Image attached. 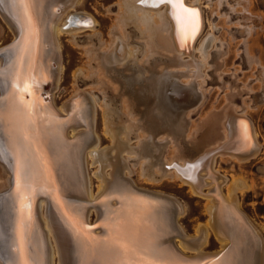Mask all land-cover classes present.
I'll return each mask as SVG.
<instances>
[{"label":"bare ground","instance_id":"obj_1","mask_svg":"<svg viewBox=\"0 0 264 264\" xmlns=\"http://www.w3.org/2000/svg\"><path fill=\"white\" fill-rule=\"evenodd\" d=\"M5 1L8 2V0ZM75 2L76 0H31L33 6L30 9V14L39 35L30 51L25 55L23 66L19 68L21 74L25 73L28 82H30L32 73L35 74L36 80H49L51 77L53 78V76H55V84L53 83V85H51L52 89L57 87V76L60 70L58 63L61 58L58 27L55 23L62 10L64 8L66 9L69 5H74ZM181 2L184 7H186L185 4H187L196 7L195 9L198 11L196 35L197 32H200L203 25V14L201 13L203 11L201 8L202 5L200 6L199 0H192L191 3H188L187 0H181ZM9 7H11L10 4ZM118 8L121 9V12L117 15L116 22L111 28V37L106 44V49L100 51V48L97 50V48H87V46L85 51L91 53L90 55L88 54L89 57L97 61L96 65H94L98 67L97 69L100 68L101 74H105L106 68L108 69L111 64H120L121 66L122 63L124 65V62L128 61V59L132 60L134 57L136 58L138 56L140 50L131 46V41H129L130 32L128 31L129 25H133L134 28L136 27L139 30L138 32L146 38V45L149 46L146 52H144L145 60L149 62L150 58H153L155 54H161L171 60L172 58H176L175 62L163 63L159 69L160 71L165 70L166 67L170 69V71H166L164 74V82L160 87L159 102L161 110L169 115L172 120L177 121V118L180 116V109L186 106L185 104L193 101L197 102L200 99L199 88L194 81L198 76L199 68L194 66L196 70H192L191 73H189L190 67L193 66L194 63L190 59H185V55H190L192 53L189 52L188 46L195 37V35L193 36L192 34L191 17L187 14H183L186 34L178 35L176 23L170 14V5L167 3H162L160 0H120ZM22 15V10L15 8L14 17H12L13 15L11 16L12 19H14L13 23H15L14 26L17 32L15 43L18 42L20 38L21 28L18 18ZM85 21L91 22V26L92 23H96L93 16L89 13H78L67 19L65 30L72 32V36L74 37V31L82 29L83 27H90L84 24ZM40 22L45 24V28ZM41 28H44V30H41ZM72 40L74 41V38ZM43 43L47 45V49L41 47ZM206 46V44H203L200 49L204 55L206 54ZM18 50L19 47L17 44L6 51V55H4V69L1 68L3 71H6L4 74L6 76L1 78L2 74H0L2 95L6 94L7 90L11 87L14 70L10 69L9 65L15 60ZM95 60L93 62H95ZM91 61L92 60H90V63H92ZM139 61L140 60H138V62ZM172 65H180L181 69L176 68L177 66L173 68ZM141 66L143 67V64ZM1 68L0 70H2ZM183 71L189 73L187 74L188 80L185 82L186 85L184 88L180 87L176 81L177 78H173L175 75L174 72H182V75H184ZM104 76H106V74ZM105 82L107 83V81ZM180 93L181 95L179 96ZM187 95L192 97L187 99ZM75 97L77 98V96ZM76 98L70 99L63 105L67 114L74 110V116L65 119L64 122L62 120L64 125L59 126L50 115H47L50 116L48 122L52 128L49 126L46 128L44 126L42 131L40 130L42 128L39 123L32 129L27 125L26 120L22 119V112L12 104L10 97H3L0 100V111L3 112V121L0 122V152L4 153L3 156L0 157V164L2 165V167H0V178H4L6 181L9 180L11 186L13 184L8 197L10 206L6 208V212L3 210L2 214L0 213V264H5L6 261L16 262L21 260H26L29 264H53V250L49 242V234L51 235V233L54 234L58 242L59 256L63 258L64 264H67V262L68 264H118L120 261H123L125 264V262H129L132 256L136 257V260H140L139 257H142L144 252L142 251V247H146L145 245L148 247L150 245L154 247L153 245H155L156 248L153 249L152 256H161L166 259L167 263H172L174 261L172 264H182L183 262H179L177 259L178 257L174 256L172 250L164 245V241L156 238L159 237L162 232V234L166 236L168 243L171 242L173 244V242H176L175 239L179 240V243L176 242L178 245L176 243L174 245L177 246L176 248H178L182 255L193 258L196 262L197 260H202L200 264H206L207 258L214 257L216 254L224 253L225 256L226 250L230 246L231 224L226 220L228 215L231 219L230 223L233 225L232 228L237 230L240 229L242 232L240 236L246 239L244 244L246 250H238V254L237 251H234L231 256L226 257L227 259L225 262L222 263L219 261L218 264H263V249L262 247L261 249L260 247L257 248L258 240L259 245L261 242L259 237L260 234H257L258 232L255 231L254 234L256 239L254 237L255 240L251 238L252 235L250 234L249 224L238 204L237 190L246 186L245 182L241 179L233 180V182L231 181V189H229V194L227 196H223L222 192V194L215 193L211 195V197L209 196L210 201L207 206L211 216H209V225L222 243V249L216 254L211 255L205 252L203 248L208 237L207 227H200L198 235L196 236H189L186 234L178 222V218L183 211L181 209L182 207L178 204L180 202H176L177 207L175 208H177V210L174 211V204L172 205L169 199V202L162 203L163 201H160L159 208L157 204H153L151 208L152 211L147 216L146 211L142 213L147 222L151 218L159 226V228H154V232L152 231L150 235L146 232L145 235L144 233L142 234L138 230V225L135 224L137 216L140 213L139 210L127 207L126 205L122 206V209L121 205H117L120 201H118L117 198H112L115 195L107 194L110 191H113L116 195L119 194L120 196L117 195L116 197H124L125 201L128 202L127 205H129V203L134 205L140 204V198L131 192L134 182L125 174V164L121 162V154L128 147L127 140L124 139L125 137H122V134L125 133L126 138H128L132 129L138 123H132V120H130L129 123L124 124L122 122L123 118L117 115L116 109L112 106V100L105 99L102 112L105 132L109 135L111 144L108 148L105 147L100 150L98 148L100 139L94 132V118L96 113L94 105L91 103L92 99L89 100L88 104H85L80 101L79 98ZM176 99L182 103V106L176 103ZM72 104H74V107ZM125 105V108L128 107L127 103ZM219 117L220 121L211 118L209 124L210 127H212L209 136L212 138L211 142H215V144H204L203 152L193 159L186 157L185 154V156L182 157H177V155L175 158H172L167 165V171L173 170L175 177L187 184L190 189L198 195H203L202 187L203 184L206 183V179H210L211 183L217 182L218 185L222 182L218 181L220 176L218 172H214L215 170L213 169L217 154H229L233 156V158L236 157L239 161H245L255 156L258 152L259 144L257 143L253 124L245 113H238L234 110L233 106H229ZM62 118H68V116L65 115ZM42 125L45 124L42 123ZM77 127H84L85 130L78 132ZM220 127L223 129V134L216 133L219 132L216 131V129ZM69 128L74 130L71 135L72 137L68 136L67 131ZM245 134L248 136L247 140H245ZM25 135L29 138L27 141L23 139ZM142 136L143 140L141 141H143L142 144L146 153L144 155L148 157L153 156L150 159V161H153L156 153L155 149L152 148V141L154 140H152L149 135L146 136V133ZM148 136L150 138H148ZM17 149L27 154L31 162L32 175L31 187L23 193L26 197L24 199L26 223L23 230L22 253H18L14 250L20 243L16 235L18 216L16 209L19 208V203L16 199V185L14 184L15 160L13 155ZM87 149H90V154L93 157L94 163H99L100 167L99 178L103 184H101V189L98 194L96 193V196H92L89 191L88 177L84 170V154ZM245 149H247V152L245 155H242L241 150ZM134 151L136 152V150ZM179 159L183 160L182 163L178 162ZM154 164L157 166V163ZM106 166L111 167L109 173L105 171ZM156 166L155 168H157ZM205 171L206 173H204ZM127 180H130V184ZM207 183H209V181H207ZM3 186L7 187V184L4 183L1 187ZM120 192L123 193L122 196ZM168 196L171 197L170 195ZM44 203H46L47 206L49 203L48 210L52 211L48 219L43 217V215L40 217V210ZM141 204L147 206L148 209L150 207L147 199L146 201H142ZM92 208H95L99 214L100 232L87 230L84 227L83 223H89L88 216ZM122 211L123 214H128L130 220H132V227L126 224H123L121 227V223L118 222V228H120L122 234L115 236V232L109 229L106 221H119L118 219L122 215H118V213H122ZM238 212L241 213L244 218L240 217L241 215L236 216ZM3 218H5L7 226L5 224L4 226L3 224L1 225V222L4 220ZM5 230L7 233H5ZM131 230L132 235L126 237L127 232ZM251 233L253 234V232ZM154 235L156 240L153 239ZM139 236L142 238L139 239ZM74 237L77 245L75 247L74 244L72 245V238ZM113 240L125 243L127 245V251L125 252L118 247L116 248L112 243ZM182 249L193 250L195 254L188 255ZM251 251L255 252L253 257L251 256Z\"/></svg>","mask_w":264,"mask_h":264},{"label":"rangeland","instance_id":"obj_2","mask_svg":"<svg viewBox=\"0 0 264 264\" xmlns=\"http://www.w3.org/2000/svg\"><path fill=\"white\" fill-rule=\"evenodd\" d=\"M187 1L188 3L192 2V0ZM7 3L5 0L0 3V67H2L3 58L6 55V52L3 53L1 50L17 39L14 19H12L15 8L9 7V3ZM119 3L120 0H76L74 5L64 8L58 16L59 18L57 17L55 24L58 27L61 59L58 63L60 70L57 76V87L51 91L53 107L57 108V110H54L62 116H67L68 114L63 105L69 99L77 96L85 104H88L89 100L92 99L91 103L94 105L96 113L94 132L100 139L98 142L100 150L105 147L108 148L111 144L110 137L105 132L102 112L105 99L112 100V106L116 109L117 115L124 119H122L124 124L129 123L130 120H132V123H138L132 129L128 138H126L125 133L122 134L128 145L127 149L121 154V162L125 164V174L131 178L130 180L134 182L135 187L137 186L148 192L170 195L171 200H169L172 205L174 204V211L177 210L175 208L177 207L176 202H180L178 204L183 211L178 218V222L189 236L198 235L200 227L206 226L208 237L203 248L209 254L222 249L221 240L209 225L211 217L207 208L210 201L209 196L221 192L223 196H227L233 180L241 179L244 181L246 186L237 190L238 204L249 224L251 238L256 237L255 231L260 234L261 242L259 245L257 238V248L260 247L261 249L262 247L264 253V0H199L203 10V25L193 43L192 53L185 55V59H190L194 63L190 67L189 73L196 70V66L199 68L198 76L194 81L199 88L201 100L185 104L186 106L180 109V116L177 121L172 120L169 115L161 110L159 102L160 87L164 82V74L166 71H170L167 67L165 70L160 71L159 69L163 63L175 62L176 58L171 60L161 54H155L149 62L145 60L144 52L149 46L146 45V38L138 32L139 30L136 27L129 25L128 31L130 33H128L130 34L131 46L140 50L138 58L128 59L127 63L124 62L125 66L123 63V66L111 64L108 69L106 68V76H104V73L101 74L100 68L97 69L98 67L95 66L97 61L89 57L91 53L85 51L91 47L97 48V50L100 48V51L106 49V44L111 37V28L116 22L117 15L121 12V9L118 8ZM83 12L93 16L96 23H92L90 27H83L74 31L75 36L73 37L72 32L65 30L67 19L74 14ZM10 14L13 16L11 17ZM40 23L45 28V24ZM44 28H41V30H44ZM203 44L207 45L205 55L200 51ZM41 47L47 49L45 43L41 44ZM90 60H92V63H90ZM94 60L95 62H93ZM138 60L140 61L138 62ZM174 66L181 69L180 65H172L173 68ZM5 72V70L0 72L2 74L1 78L6 76L4 75ZM189 73L183 71L184 75H182V72H174L173 78H177L176 81L180 87L184 88ZM112 81L117 86H114ZM50 89V86H48L47 90ZM1 90L0 88V94ZM187 96V99L192 97ZM124 102L128 104L129 108H125L126 103ZM176 103L182 106V103L177 99ZM229 106H233L238 113H245L250 119L260 148L258 147L255 156L245 161H239L229 154H217L213 169L214 172H218L220 176L218 181H222L221 184L211 183L210 179H206V183L202 187L203 195L195 194L187 184L175 177L173 170L167 171V165L177 155V157L186 155V157L193 159L203 152L204 144H215V142H211L212 138L209 136L212 128L209 125L210 120L212 118L220 121L219 115ZM83 130H85L84 127H77L78 132ZM216 131H219L216 132L218 134H223L221 127L217 128ZM67 132L68 136L72 137L74 130L69 128ZM144 132L146 136L149 135L154 140L152 141V148L155 149L156 153L153 161H150L153 156L144 155L146 153L143 148V141H141L143 140L142 135H145ZM149 136L148 138H150ZM241 151V154L245 155L247 149ZM182 161V159H179L178 162L182 163ZM154 163H157V166ZM0 167H2L1 164ZM106 167L105 171L109 173L111 167ZM99 168V163H94L90 149H87L84 154V170L88 177V187L92 196L98 194L101 184H103L99 178ZM5 181L4 178H0V187L4 183L7 184V187L0 188L1 214L3 210L6 212V208L10 206L8 197L13 186V184L10 185L9 180ZM129 181L127 180V182ZM14 184L16 185V183ZM48 206L46 203L43 204L40 217L43 215L48 219L49 214L52 212L48 210ZM242 214L238 212L236 216L241 215L240 217L244 218ZM98 215L97 210L92 208L88 216L89 223L92 224L96 219L98 220L100 218ZM226 218L227 222L231 224L230 233L233 235L230 234V246L224 256L229 257L234 251H237L238 254V250L245 249L246 239L240 236L242 233L240 229L232 228L233 225L230 223L229 215ZM3 219L1 225L4 226L5 224L7 226L5 218ZM94 231L100 232L98 229ZM5 233H7L6 230ZM49 236L50 246L53 250V264H64L63 258L59 256L58 242L54 234L51 233ZM175 241L179 243L178 239H175ZM175 243L173 242V244ZM73 244L74 247L77 246L75 237L72 238ZM182 250L188 255L195 254L193 250ZM254 254L255 252L251 251L252 257ZM219 261L220 259L213 264H218ZM212 262L207 264H212Z\"/></svg>","mask_w":264,"mask_h":264},{"label":"water","instance_id":"obj_3","mask_svg":"<svg viewBox=\"0 0 264 264\" xmlns=\"http://www.w3.org/2000/svg\"><path fill=\"white\" fill-rule=\"evenodd\" d=\"M185 6L186 7H189L190 9H195L196 8V7H193V6H189L187 4H185ZM84 24L85 25H88V26H91V22H88V21H85ZM198 33L199 32L196 33L193 41H191V44L188 46L190 53L192 52L193 43H194V41H195ZM15 45H17V42L15 43L13 41L10 45L4 47L1 51L3 53H5L6 52V51H4L5 49H7V51H8L11 48H13ZM3 66H4V63L2 64V68H3ZM21 66H23V64ZM19 68H20V66H19ZM3 69L0 70V71H3ZM34 75L35 74L32 73L31 78H30V83L34 82V84H35L34 87H30L31 95H29L28 93H23L25 104L26 105H32V104L35 105V107L32 109L31 115H29L27 113V110H26L25 106L24 105H21L19 103V96L21 94L20 93H15L14 90L12 89V87H10V89L7 90L6 94H3V95L0 94V100L3 97H5V98L6 97H10V100H11L12 104L15 107H17L22 112V119L26 120L27 125L29 127H31V129L33 127H36L37 126V123L40 124V127L42 128V129H40L41 131L43 130V127L44 126L46 128L48 126L50 128H52L51 125H50V123L48 122V118L50 116L58 123L59 126L60 125H64L62 123V120L64 122L65 119H69L70 117L74 116L75 111L74 110L72 112L70 111L69 114L67 115L68 118H62L63 116L62 115H59L58 112L55 111V110H57V108L55 109L54 108L55 106L54 107L52 106L51 91H52V85H53V83L55 84L56 77L53 76V78L51 77L49 80L48 79L47 80H42V79L41 80L40 79H37L36 80V78H35ZM36 76H37V74H36ZM20 80H21V85L20 86L22 87L23 86V82L24 81H27V79L25 77V73H22V74L20 73ZM11 84H12V81H11ZM48 86H50V88H51L50 90H47V87ZM72 106L74 107V104H72ZM47 115H50V116H47ZM42 123H44L45 125H42ZM246 133H248V132H246ZM31 137H32V134H31ZM36 160H37V158H36ZM131 192L133 194L137 195L138 198H140V204L139 205H134L132 203H129V205H127L128 202L125 201V198L124 197H122V198L116 197L119 194L116 195V193H114L113 191H110L107 194H109V195H112V194L115 195L112 198H117L118 201H120V203H118L117 205H121V207L124 206V205H126L127 207H130V208H134V209L139 210L140 213L137 216V219H136V223L135 224L138 225V230L142 234L144 233V235H145L146 233H148V235H150V233H152V231L154 232V228H159V226L151 218L149 219L150 221L148 220V222H147L145 220V216L142 213L144 211H146V216H147L149 213H151V211H152L151 208H152V205L153 204H157V206L159 208L160 201H163L162 203L168 202V199L171 200V198L168 195H166V194L163 195L162 193L151 192V191L148 192V191H145L142 188H138V187L136 188L134 186H132V191ZM120 193H122V192H120ZM122 195H123V193L121 194V196ZM146 199H147V202H149V204H150L149 209L147 208V206L141 204L142 201H146ZM28 202H29V200H28ZM122 209H123V207H122ZM119 214L122 215L118 219L119 220L118 222L121 223V227H122L123 224H126L129 227H132V220H130L128 214H123V211H122V213H118V215ZM99 222L100 221L96 219L95 222L92 223V224L91 223H83V224H84V227L87 230H93L94 231L95 229H99L100 230V228H99V226H100L99 225ZM113 231L115 232V236H118V235H121L122 234L121 231H120V228H116ZM158 233H160V232H158ZM162 233H160L159 237H156V238L157 239H161V240L164 241V245H166L167 247H169L172 250V252L174 253V256L178 257L177 259L179 260L180 263H182V262H183L182 264H200V263H202L201 262L202 260H200V261L197 260V262H196L193 258H189V257H186V256L182 255L179 252L178 248H176L177 246H175L171 242L168 243L167 240H166L167 239L166 236L163 235ZM131 235H132V230L129 231V232H127L126 237L127 236H131ZM153 237H154L153 239L156 240L155 239V235ZM141 238L142 237L139 236V239H141ZM145 246L146 247H142V251H144V252L142 254V257H139L140 260H136V257H134V256L131 257L129 255L131 257L130 258L131 260L129 259V262L128 263L125 262V264H172V263H174V261L172 263L171 262L170 263H167L166 259L163 258V257H161V256H156V257L155 256H152L153 251H154L153 249L156 248L155 245H153L154 247H152L151 245L149 247L147 245H145ZM147 247H148V249H147ZM219 250L218 251H214V252H219ZM214 252H211V253L213 254ZM214 258L213 257L207 258V261L205 263L207 264V263L213 261L212 262V264H213V263H215V261H218V259H220V262L223 263L227 259L226 257L224 258V253L217 254L216 256H214Z\"/></svg>","mask_w":264,"mask_h":264},{"label":"snow or ice","instance_id":"obj_4","mask_svg":"<svg viewBox=\"0 0 264 264\" xmlns=\"http://www.w3.org/2000/svg\"><path fill=\"white\" fill-rule=\"evenodd\" d=\"M4 0H0V3H3ZM162 3H167L170 5V14L174 19L177 27V34H186V28L184 25L183 14H187L191 17L192 22V34L195 35V31L198 27V11L196 9H189L184 7L181 0H160ZM8 3L12 8L21 9L23 15L18 18V22L20 24V38L17 42L19 50L16 54L15 60L10 63V69L14 70V75L12 77V84L11 87L15 93H20L19 96V103L24 105L27 113L31 115L32 109L35 107L34 104L26 105L24 102L23 93H28L31 95L30 87H34V82L30 83L28 81L23 82V86L21 87V80H20V72L19 66H21L24 62L25 55L30 51L31 47L38 39V31L36 30L35 23L33 18L30 14V9L32 8L31 0H8ZM4 51H7L5 49ZM3 121V112L0 111V122ZM25 141L29 138L27 135L23 137ZM248 139L247 134H245V140ZM4 153L0 152V157L3 156ZM14 155L15 160V183H16V199L19 203V208L16 209L18 216H17V224H16V235L18 241L20 242L14 250L18 253H22V239H23V230L26 223L25 218V204L24 199L26 198L23 193L27 191L31 187V162L27 156V154L19 149ZM107 226L110 230H114L118 228V221L108 220L106 221ZM75 226V225H74ZM112 243L123 251H127V245L121 241L113 240ZM5 264H29L26 260L21 261H6ZM118 264H124L123 261L118 262Z\"/></svg>","mask_w":264,"mask_h":264}]
</instances>
